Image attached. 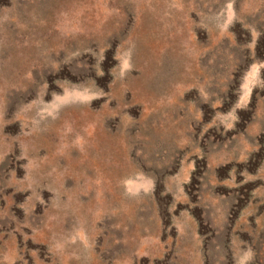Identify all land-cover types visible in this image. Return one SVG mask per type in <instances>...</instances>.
Returning <instances> with one entry per match:
<instances>
[{
  "label": "rangeland",
  "instance_id": "obj_1",
  "mask_svg": "<svg viewBox=\"0 0 264 264\" xmlns=\"http://www.w3.org/2000/svg\"><path fill=\"white\" fill-rule=\"evenodd\" d=\"M0 264H264V0H0Z\"/></svg>",
  "mask_w": 264,
  "mask_h": 264
}]
</instances>
